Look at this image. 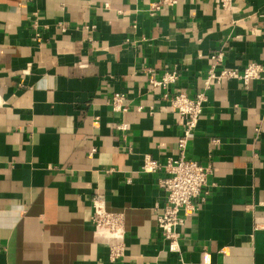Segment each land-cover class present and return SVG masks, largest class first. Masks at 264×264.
<instances>
[{
  "label": "crops",
  "instance_id": "obj_1",
  "mask_svg": "<svg viewBox=\"0 0 264 264\" xmlns=\"http://www.w3.org/2000/svg\"><path fill=\"white\" fill-rule=\"evenodd\" d=\"M154 1L0 0V264H264V80L207 91L188 156L213 174L180 253L157 226L164 173L142 171L147 155H179L164 95L194 96L212 53L264 66V0H181L152 16ZM173 71L176 83L150 82ZM99 193L125 215L117 260L92 224Z\"/></svg>",
  "mask_w": 264,
  "mask_h": 264
},
{
  "label": "built area",
  "instance_id": "obj_2",
  "mask_svg": "<svg viewBox=\"0 0 264 264\" xmlns=\"http://www.w3.org/2000/svg\"><path fill=\"white\" fill-rule=\"evenodd\" d=\"M180 1L156 0L151 3L149 13L155 16L166 7L174 6ZM227 5L225 1V6ZM65 26L62 25L63 30ZM86 27L89 28V26ZM35 39L38 42L42 41V34L37 29ZM210 58L213 62L210 65L208 76L204 80L203 87L194 96L184 91L164 95L180 119L182 134L178 138L179 155L176 158H168L165 162H160L147 155L142 164V171L145 173H164L158 179V183L166 193V201L162 209L156 213L157 226L167 242L168 250L172 253L181 252L182 233L180 229L185 224V214L189 211H198L210 192L205 188L213 174V166L210 163L203 164L188 156L189 143L203 113L207 91L225 80L239 79L244 85L254 80H264V66L259 63H249L243 69L227 68L223 65L225 60L223 51L212 53ZM178 78L179 74L173 71L166 72L161 79L151 78L150 82L154 86L167 87L176 83ZM112 105L116 111H127L126 95L121 92L114 93ZM117 128L127 130L128 126L122 123ZM112 171L114 168L107 170L108 173ZM92 206V224L96 231L105 238L117 240L115 244H108L112 260H117L124 256L125 252L123 242L126 233L125 215L122 212L109 210L106 197L100 193L93 197Z\"/></svg>",
  "mask_w": 264,
  "mask_h": 264
}]
</instances>
